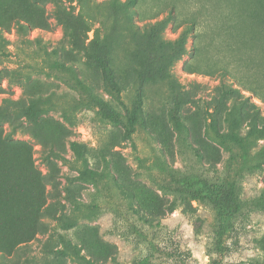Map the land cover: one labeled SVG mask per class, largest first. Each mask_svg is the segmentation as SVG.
Here are the masks:
<instances>
[{"label":"rangeland","instance_id":"rangeland-1","mask_svg":"<svg viewBox=\"0 0 264 264\" xmlns=\"http://www.w3.org/2000/svg\"><path fill=\"white\" fill-rule=\"evenodd\" d=\"M126 1L59 4L66 10L74 7L73 12L83 16L89 13L92 29L86 41L97 28L102 39L112 42L109 62L122 90L119 100L106 96L121 117L140 94L141 110L129 134L121 122L97 121L95 107L75 112L73 125L63 120L61 110L69 109L79 92L72 74L49 64L60 60L70 65L79 77L103 92L98 68L63 39L53 18V3L0 0V33L7 40L0 44V105L2 97L11 100L4 108L13 119L0 120V130L11 141L9 159H15L20 169V191L34 185L31 174L22 169V159L28 158L39 172L36 175L44 195L34 212L21 205L13 209L11 235L24 242L5 255L0 253V264H77L56 253L61 247L60 234L71 238L81 255L98 264H134L141 258L152 264H211L212 247L220 249L216 259L226 256L229 263L239 264L259 253L253 240L264 233V212L248 208L234 220L225 216L217 228L215 212L198 197L210 192L217 177L224 183L238 177L237 149L222 147L205 134L211 119L219 130H226V111L236 102L243 115L242 133L251 119L258 126L264 124V0H131L129 9L123 5ZM27 15L37 19L32 23L24 19L25 30L21 31L16 20ZM161 21L163 40L174 41L185 33L186 52L173 58L165 75L154 74L140 83L136 76L139 60L149 59L153 64L160 60L154 47L139 42V33ZM39 93L50 96L54 109L35 121L20 116L18 109L27 105L30 95ZM174 109L188 128L180 136L169 118ZM72 140L85 146L93 167L101 169L107 161L117 182L72 181V168L54 157L47 161L51 149L72 159ZM263 144L259 140L253 151ZM155 158L197 172L198 179L188 186L177 183L150 168ZM261 160L258 170L239 179L242 199L249 201L264 188ZM159 183L197 197L188 196L185 203L168 212L165 205L172 195L163 194ZM74 205H82V209L76 210ZM93 205L94 213L84 214Z\"/></svg>","mask_w":264,"mask_h":264},{"label":"trees","instance_id":"trees-1","mask_svg":"<svg viewBox=\"0 0 264 264\" xmlns=\"http://www.w3.org/2000/svg\"><path fill=\"white\" fill-rule=\"evenodd\" d=\"M55 5L53 9V18L56 23L60 25L62 37L75 48L82 51V54L87 62L98 68L102 79V90L99 91L94 85L87 83L79 77L75 70L66 65L60 60L52 61L49 66L54 69H60L73 75L76 89L79 96H73L69 109H62L60 112L61 117L67 123L73 125L72 116L75 112L80 111L82 108L95 107V117L101 123H123L126 128L127 134L133 130L136 123L138 114L141 110V97L138 94V100L130 111H126L125 117H121L117 107L112 103L111 98L119 100L121 87L115 79L113 70L110 66V56H112V45L110 39H102L99 36V30L93 29L92 37L86 41L87 32L92 29V25L88 23L87 16L82 13H74L73 8L66 10L59 3L61 1L71 0H46ZM78 2L82 0H77ZM130 1H126L124 6L129 9ZM24 16V15H23ZM26 16V15H25ZM28 17H19L18 29L25 30V19L31 22L37 19L34 15ZM23 18V19H22ZM164 21L157 22L149 30L139 33V42L146 46L154 47L156 53H159V62L153 64L149 59L139 60L138 67L136 68V76L140 83L152 78L154 74L165 75L173 58H178L186 52L184 47L185 33H182L174 41H165L161 38L160 31L163 29ZM7 43L0 33V44ZM53 53H58L57 49L52 50ZM231 91L239 93L237 89L230 88ZM2 90H0V94ZM105 93V95H104ZM107 95V96H106ZM82 96V97H81ZM2 105H0V120H9V111L4 108L6 103H11L8 98L2 97ZM238 104L233 102L230 109L226 111L225 121L227 123L226 130H219L214 118L208 123L205 129V134L212 141L216 142L222 147L233 150L237 149L240 157V164L237 169L238 176L233 181L224 183L223 178L217 177L215 183H211L210 192L202 195L199 198L204 206L215 212V226L219 228L224 222L226 216L229 220H234L237 217L244 215V210L250 208L256 211L264 212V188L260 191L258 196L247 201L242 199L238 194L240 190L239 179L246 173H252L261 167L262 160L264 159V144L260 146L259 150L253 148L257 145L259 140H264V124L258 126L255 119H251L245 126L246 131L242 133L243 115L242 111L238 108ZM54 109L51 98L42 93L30 95L28 103L18 109L19 115L27 120L35 121L39 116L46 114L49 110ZM170 122L177 134L183 135L188 130L186 123L180 116L177 109L169 112ZM15 129V127H14ZM181 141H185V137L181 136ZM11 141L4 138L0 130V253L5 255L8 250H12L16 244H19L22 239H13L12 229L15 224V219L12 215L13 209L17 206H22L25 211L34 212L39 205L43 203L44 195L43 188L39 182L36 174L37 171L33 168L31 161L28 158L22 159V169L31 174V180L34 185L26 190L20 191L21 176L20 169L16 166L15 159H9L11 155ZM69 150L72 154V159L56 149H51L47 155V161L54 157L62 164L67 165L75 171V174L70 177V180L90 183L95 185L99 181L117 180L112 176V172L105 161L103 168L98 169L90 165L86 155V148L78 141L72 140L69 143ZM9 152V153H8ZM259 158H258V157ZM77 164V165H76ZM151 169L158 170L169 175L175 182L184 185H191L198 179L197 172L181 170L174 168L160 158H155L151 163ZM21 169V173L23 170ZM105 181V182H106ZM158 189L167 195H172V199L168 201L165 208L168 212H172L178 204H183L187 201L188 196L197 197L195 193L190 194L183 189H170L164 184H158ZM76 210L82 209V205H74ZM186 206V205H183ZM86 214L90 216L94 213L96 205L86 207ZM146 222H150L146 220ZM219 230L215 229V234ZM61 247L56 249L59 256H68L77 264H98L94 259L85 257L79 253L76 244L72 242L71 238L60 234L59 236ZM259 253L251 258H243L239 264H264V233L253 240ZM219 243V242H218ZM216 251H220L219 247L210 251L209 261L211 264H233L229 263L228 257L216 259ZM134 264H152L145 258L134 261Z\"/></svg>","mask_w":264,"mask_h":264}]
</instances>
